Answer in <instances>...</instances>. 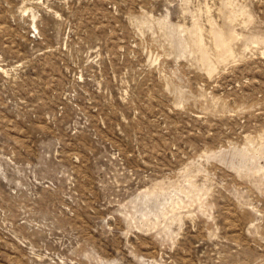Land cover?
I'll list each match as a JSON object with an SVG mask.
<instances>
[{
  "label": "rangeland",
  "instance_id": "rangeland-1",
  "mask_svg": "<svg viewBox=\"0 0 264 264\" xmlns=\"http://www.w3.org/2000/svg\"><path fill=\"white\" fill-rule=\"evenodd\" d=\"M0 264H264V0H0Z\"/></svg>",
  "mask_w": 264,
  "mask_h": 264
}]
</instances>
